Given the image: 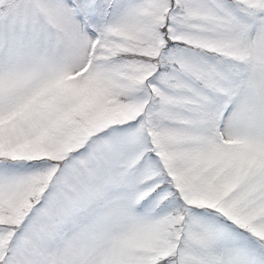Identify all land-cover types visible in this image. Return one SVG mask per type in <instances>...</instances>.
<instances>
[{"label": "snow or ice", "instance_id": "snow-or-ice-1", "mask_svg": "<svg viewBox=\"0 0 264 264\" xmlns=\"http://www.w3.org/2000/svg\"><path fill=\"white\" fill-rule=\"evenodd\" d=\"M0 264H264V0H0Z\"/></svg>", "mask_w": 264, "mask_h": 264}]
</instances>
